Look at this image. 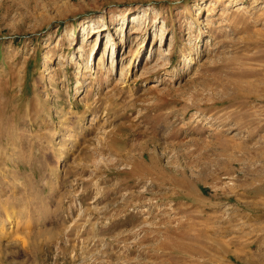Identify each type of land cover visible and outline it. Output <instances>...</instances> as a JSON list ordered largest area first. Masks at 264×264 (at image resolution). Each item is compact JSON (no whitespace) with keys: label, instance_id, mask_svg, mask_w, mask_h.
<instances>
[{"label":"rangeland","instance_id":"374dc122","mask_svg":"<svg viewBox=\"0 0 264 264\" xmlns=\"http://www.w3.org/2000/svg\"><path fill=\"white\" fill-rule=\"evenodd\" d=\"M0 264H264V0H0Z\"/></svg>","mask_w":264,"mask_h":264},{"label":"bare ground","instance_id":"6f19581e","mask_svg":"<svg viewBox=\"0 0 264 264\" xmlns=\"http://www.w3.org/2000/svg\"><path fill=\"white\" fill-rule=\"evenodd\" d=\"M104 21V20H103ZM102 21V22H103ZM101 23V22H100ZM103 24V23H102ZM102 24L100 25V27L102 26ZM108 28L107 27H101V28H99V27H92L91 28V31H90V33L91 34H94V35H96L97 33H100L101 34V36H102V33L105 31V30H107ZM142 27H141V24L140 23H138L137 22V24H135L134 25V27H133V29L131 30V32H130V34H140V32H142ZM72 35V34H71ZM91 39H93V37L91 38ZM136 39H137V37H136ZM136 41V40H135ZM91 46V51H92V45H90ZM110 47L111 46H109L108 47V44L106 45V48H104V51L102 50L101 52H100V55H99V58H98V62H97V65L98 66H100V65H102V64H104V58H105V55H106V52H108L109 51V49H110ZM73 58V57H72ZM67 60V59H66ZM72 61V60H71ZM150 61V60H149ZM64 63H65V61H63ZM64 63H62V66L61 67H63L64 66ZM58 69V68H57ZM162 84V83H161ZM164 84V83H163ZM104 113V112H103ZM105 115H106V113H104L103 114V116L105 117ZM107 120V119H106ZM66 138V137H65ZM9 221V220H8ZM15 222V221H14ZM12 223V222H11ZM8 224H10V223H8ZM22 225V224H21ZM17 228V227H16ZM27 235H29V234H27ZM24 236H26V235H23V237L22 238H24ZM20 238H21V235H20Z\"/></svg>","mask_w":264,"mask_h":264}]
</instances>
